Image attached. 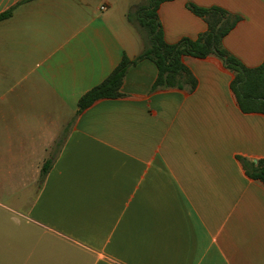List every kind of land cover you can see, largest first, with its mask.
Listing matches in <instances>:
<instances>
[{"label": "crops", "instance_id": "obj_1", "mask_svg": "<svg viewBox=\"0 0 264 264\" xmlns=\"http://www.w3.org/2000/svg\"><path fill=\"white\" fill-rule=\"evenodd\" d=\"M138 3L29 0L0 21V264H264V184L238 159L264 157V113L242 111L220 57H182L193 91L152 90L158 68L141 60L121 97L77 115L141 53L127 18ZM188 3L239 15L225 48L264 61V0L164 2L170 43L207 30Z\"/></svg>", "mask_w": 264, "mask_h": 264}, {"label": "trees", "instance_id": "obj_2", "mask_svg": "<svg viewBox=\"0 0 264 264\" xmlns=\"http://www.w3.org/2000/svg\"><path fill=\"white\" fill-rule=\"evenodd\" d=\"M29 0H20L16 5L0 13V21L12 16L17 5ZM172 0H142L127 14L128 21L135 25L143 42L141 53L131 59L124 55L119 65L100 84L85 93L79 100L77 115L96 101L105 98H118L123 94L121 87L129 68L139 61L149 59L158 68V76L152 90L189 89L193 91L198 84L196 76L182 61L184 55L205 58L211 54L220 57L226 67L234 73L231 88L242 111L264 113V61L255 67H248L228 51L223 43L225 36L241 20L239 15L219 6H198L188 3L187 7L197 16L202 17L207 30L196 38L182 37L175 43L165 39L164 28L159 19V8L162 3ZM67 135V128L58 139L50 158L41 168L40 182L50 172ZM246 174L264 184V157L257 161L238 156Z\"/></svg>", "mask_w": 264, "mask_h": 264}, {"label": "rangeland", "instance_id": "obj_3", "mask_svg": "<svg viewBox=\"0 0 264 264\" xmlns=\"http://www.w3.org/2000/svg\"><path fill=\"white\" fill-rule=\"evenodd\" d=\"M142 2V0H140V3ZM139 4V3H138ZM132 26L134 27V29H136V32H138V30H137V28H136V26L135 25H133L132 24ZM138 34H139V32H138Z\"/></svg>", "mask_w": 264, "mask_h": 264}]
</instances>
